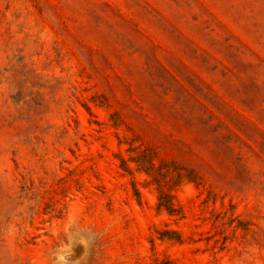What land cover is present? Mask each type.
<instances>
[{
  "label": "rangeland",
  "instance_id": "1",
  "mask_svg": "<svg viewBox=\"0 0 264 264\" xmlns=\"http://www.w3.org/2000/svg\"><path fill=\"white\" fill-rule=\"evenodd\" d=\"M165 261L264 264V0H0V264Z\"/></svg>",
  "mask_w": 264,
  "mask_h": 264
},
{
  "label": "trees",
  "instance_id": "2",
  "mask_svg": "<svg viewBox=\"0 0 264 264\" xmlns=\"http://www.w3.org/2000/svg\"><path fill=\"white\" fill-rule=\"evenodd\" d=\"M84 108L89 111V108L84 105ZM129 162H132L136 168L138 170H141L143 172H145L147 175H151L152 171H154L155 169L158 170L159 174L162 175L163 171L160 166L157 167L154 163L153 157L152 155H150L149 152H141L138 153V155H135V157H129V159L127 160ZM120 167L122 168V170H128L127 169V164H126V160L120 159ZM181 176V175H180ZM187 180H189L190 182H195V179L192 176L187 175L186 176ZM153 181H155V183L161 187V181L158 179H153ZM157 209H162L163 211H165L169 216L175 215V210L173 207V204L171 202V196L165 192H163L160 188L158 190V204H157ZM168 234H170L171 236H175L173 240L175 241H179V235L176 232H168ZM163 264H171L168 261H165Z\"/></svg>",
  "mask_w": 264,
  "mask_h": 264
}]
</instances>
